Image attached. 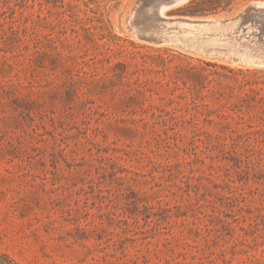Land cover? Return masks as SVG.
<instances>
[{
  "label": "rangeland",
  "instance_id": "rangeland-1",
  "mask_svg": "<svg viewBox=\"0 0 264 264\" xmlns=\"http://www.w3.org/2000/svg\"><path fill=\"white\" fill-rule=\"evenodd\" d=\"M137 1L0 0V264H264L253 0L193 32Z\"/></svg>",
  "mask_w": 264,
  "mask_h": 264
},
{
  "label": "water",
  "instance_id": "water-1",
  "mask_svg": "<svg viewBox=\"0 0 264 264\" xmlns=\"http://www.w3.org/2000/svg\"><path fill=\"white\" fill-rule=\"evenodd\" d=\"M180 0H138L137 6L141 10H148L151 11V14L155 17L160 15V11L162 8L166 6L173 5ZM260 2L259 0H253L249 2L247 7L243 9L236 17L232 19L233 22L238 23V26L236 27V32H245L251 28L257 27L258 29H261L262 35L264 34V8L259 7L254 3ZM211 15H204V16H187V15H181L180 19H177V21H187L185 20L187 18H195L196 20H200L201 23L207 22L206 20H209ZM216 21L222 22V19H217Z\"/></svg>",
  "mask_w": 264,
  "mask_h": 264
},
{
  "label": "bare ground",
  "instance_id": "bare-ground-1",
  "mask_svg": "<svg viewBox=\"0 0 264 264\" xmlns=\"http://www.w3.org/2000/svg\"><path fill=\"white\" fill-rule=\"evenodd\" d=\"M187 1L188 0H180L179 2H177V3L173 4V5L166 6V7L162 8L161 11H160V15L159 16L160 17H164L166 9H168L170 7H174V6L180 5V4H183V3L187 2ZM254 4H256L259 7H263L264 8V1H260V2L254 3ZM222 17H223L222 14L213 15V16L210 17L209 20H206L207 22H204V23H201L200 20H196L195 18H187L185 20H188V22L187 21L180 22V21L174 20L170 24L176 23V24H178L180 26L187 27L188 29H190V32L197 31V30L202 31V30H208L212 26H220L222 24V22H219V21H216V20L217 19H222ZM228 22H230V21H228ZM229 29L231 31H233L234 33H236L235 30H233V28H229ZM161 32H162V34L164 36L166 35V36H169V37H171L173 39H176L177 41H180V39L177 38L175 35L170 34V32L167 29H162ZM224 45H226V44L223 43L221 39H218L217 41H212L211 39H207L206 42H205V46L210 52H217L218 51L217 47L224 46ZM242 58L247 59V60H253L254 56L247 54V55H243Z\"/></svg>",
  "mask_w": 264,
  "mask_h": 264
},
{
  "label": "trees",
  "instance_id": "trees-1",
  "mask_svg": "<svg viewBox=\"0 0 264 264\" xmlns=\"http://www.w3.org/2000/svg\"><path fill=\"white\" fill-rule=\"evenodd\" d=\"M250 0H189L178 10L181 15L204 16L231 11L235 6Z\"/></svg>",
  "mask_w": 264,
  "mask_h": 264
}]
</instances>
